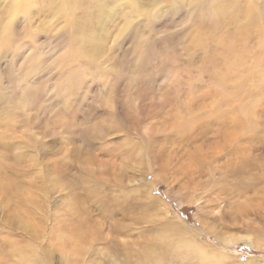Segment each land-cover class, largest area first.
Instances as JSON below:
<instances>
[{"label": "rangeland", "instance_id": "1", "mask_svg": "<svg viewBox=\"0 0 264 264\" xmlns=\"http://www.w3.org/2000/svg\"><path fill=\"white\" fill-rule=\"evenodd\" d=\"M16 1L0 0V19ZM102 1L25 0L29 25L0 33L1 262L22 246L47 264H264V0H235L255 13L233 0H139L134 13L120 0L89 17ZM215 2L227 14L210 17ZM55 8L78 18L71 43ZM215 124H239L231 159L252 170L199 157ZM195 156L208 173L184 169ZM224 175L250 186L246 202L206 196Z\"/></svg>", "mask_w": 264, "mask_h": 264}, {"label": "bare ground", "instance_id": "2", "mask_svg": "<svg viewBox=\"0 0 264 264\" xmlns=\"http://www.w3.org/2000/svg\"><path fill=\"white\" fill-rule=\"evenodd\" d=\"M23 1L24 2L17 0L16 4H13V2H12V6L11 7H9L8 9H7V7L5 8L6 11L5 10L3 11V12H5L3 14L4 17L2 19H0V25L2 27L0 33H2V31L4 30L6 25H8L10 33H15L17 30L20 31V30H22L23 28H25L26 26L29 25V23H30L29 13H31V11H30V8L28 7V4L25 3V0H23ZM119 1L120 0H103L102 2H98L92 8V10L88 13V16L93 19V14L95 16L96 13H98V15H99V14H102V13H106L108 11L110 12V11L117 10V8L119 7V6H117V3ZM122 1L124 3L121 4V6H124V8L131 9V11L134 12V13H139V12L142 11L143 4L140 3L139 0H122ZM234 2H235V0L232 1L231 7H235L236 6L238 8V10H239L238 11L239 13L246 12L248 9L251 10L252 12H254V13L256 12L257 5L253 1L246 2V4L244 6H243V4L239 5L237 2H236V5H235ZM111 4H114V6L111 7ZM49 7H50V5L47 4L46 8H49ZM203 8L207 9V11L209 12L208 13L209 16L212 17V18H214L215 16H218V15H222L223 16V15L227 14V12H228L227 11V7L223 6L222 3H220V2L210 3L207 7H203ZM208 8H210V9H208ZM13 9H15V10L13 11ZM55 9H56L57 12L62 14L61 17H63V16L66 17V19H65L66 23L65 22L64 23H65V26L68 27V28H66L63 31V33L61 31L62 34L60 35V37L61 38H67V40L68 41L70 40V43H71L73 39H70L69 36H73L75 34V29L78 28V26H80V24L78 23V18L75 19L73 17V13H71V11L69 9H66L65 11H64V9H59V8H55ZM16 14H20L22 16L21 17L22 20H17ZM7 15H10L12 17V19H11V17H9V21L7 19H5ZM234 20H235V17H233V21ZM97 21H103V20H101V18L98 16L97 17ZM0 40L2 41L3 38L1 37ZM57 42H58V40H57ZM81 57L82 56L80 54H76V53L72 52V58L73 59L74 58L81 59ZM59 60H60L61 67H63V58H62V56L59 58ZM179 125H181V124H179ZM211 125H213V124H206V126H201L200 130L204 134H206V131H207L206 127L209 128ZM215 125H217V129H216V127L213 129L214 130L213 135L217 137L216 140L218 142L216 141V146L213 148V152L211 150L210 154H204V156L201 155L199 157L203 161H204V159L211 158L213 155L215 156L216 154L221 156L220 158H225L224 161L220 162L221 164H223V162H224V164L222 165L221 168L224 167V169L228 171L227 174H229V175H231V174L235 175L237 173V171H239V170H244V171H245V169H246V171L252 170V168H253L252 167V163L249 164L247 162L241 161L240 159H238V160L231 159V158L237 159L239 157V154L242 151V149H241L242 146L238 142V139H239V136H240L239 130H238L239 124L235 125V126L233 125L232 127L227 125V124H215ZM202 132H200V133L203 134ZM181 135H182V133H181ZM226 145L228 147L224 150V147ZM192 148H193V146H192ZM185 155L187 156V154H185ZM188 155H190V154H188ZM236 156H238V157H236ZM200 158H197V156H195L194 158L192 157L190 159V161L192 160L191 162L188 163L186 161V163H188V164H184V165H186V166H184V169L185 170L187 168L188 169L189 168L193 169L192 170L193 173H194L195 169L197 171H202L203 170V171L208 173V170H209V168H207L208 166L204 165L203 162L198 164V161H199ZM187 160H189V159H187ZM188 173H190V172H188ZM191 175H193V174L191 173ZM224 176H225V178L222 176L223 177L222 178V180H223L222 185L218 186L217 184H213L212 185L213 187L209 190V193L206 196H211L213 194L214 196L218 197L220 200H225V201L228 198V196H237L238 198L242 197L243 200H244V197H245L244 194L245 193H249V194L251 193L252 190L249 191L250 186H248V187L247 186H243L242 187V186H240L238 184H235L234 182L233 183H231V182L227 183V182L224 181V180H228L227 176L226 175H224ZM241 182H243V181H241ZM194 184H196V183H194ZM0 185H1V180H0ZM251 188H253V187H251ZM243 195H244V197H243ZM249 200H254L255 201V199H253V197H251ZM249 200H248V202H249ZM244 201H242V203ZM245 202H244V204H246ZM251 202H253V201H251ZM244 204H242V205L245 206ZM228 205H229V207H234V206L237 207L236 210L233 212L234 215H238L239 213H244L242 211L243 208L240 210V208L242 207V205L240 204V201H238V202H228ZM28 243L30 244L29 240H28ZM255 244H256V242L254 243V245ZM27 245L28 244H26V246ZM185 245L187 247L195 250L200 255H203V253L201 252L200 248L196 244H193V242L189 241ZM30 247H32V245ZM21 248H22V246H21ZM21 248H15V249L11 248L9 251H4L5 255L9 256V259H8L9 261L13 260L14 257H18L19 258L18 263L9 262V261L1 262V260H0V264H47L48 257H49L48 254H45L42 257H41V255H36V254H32L31 255V252H24V251H22ZM25 250H27V249H25ZM224 258L225 257L222 254H218L216 257L208 258L207 261H208V264H220V259H224ZM74 261H75V264H76L77 260H74ZM255 263L256 262L251 261L250 264H255Z\"/></svg>", "mask_w": 264, "mask_h": 264}]
</instances>
